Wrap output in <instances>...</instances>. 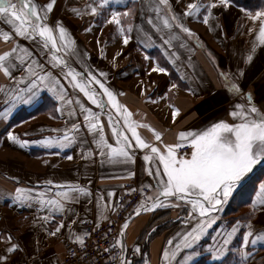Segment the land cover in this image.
I'll return each instance as SVG.
<instances>
[{
    "label": "crops",
    "instance_id": "1",
    "mask_svg": "<svg viewBox=\"0 0 264 264\" xmlns=\"http://www.w3.org/2000/svg\"><path fill=\"white\" fill-rule=\"evenodd\" d=\"M33 2L43 8L50 0ZM89 2L90 0H55L52 11L48 13V23L54 29L58 44V31L55 29L57 23L67 28L74 40L79 55L66 56L72 67L85 77V68L91 69L102 80L104 78L99 73H107L106 86L117 94V100L133 114L132 119L140 125L150 126L137 128L147 141L163 148V144L154 140L153 128L162 134L164 143H171L181 130L199 128L219 119L231 120L228 114L231 106L244 101L241 96L224 90L219 73H235L238 66L245 67L244 58L251 53L254 44L256 48L253 63L247 66L248 70L241 78V83L245 93L251 91L254 99L259 100V93L264 89V45H260L256 39L259 21H251L245 13L255 14L264 10V6L248 9L233 0L227 9L220 6L213 8L208 23L205 24L203 17L208 15L206 7L196 16H184L187 4L192 0H169L171 11L165 8L164 14L169 18L172 14L181 17L180 22L192 30V35H189L171 20L173 27L163 28L162 19H156V13L150 10L147 2L141 8V0H136L135 6L130 0H125L127 7L132 9V14L121 17L122 26L127 29L132 24L134 30L131 33L133 39L128 45H124L120 26L106 22L110 11L94 16L90 9H85ZM203 2L207 4L209 0ZM153 3H158V0H153ZM74 9H78L80 15H76ZM118 10L125 9L121 7ZM149 17L153 18L154 23L160 24L162 31H157L148 23ZM141 28L143 32L138 33L137 29ZM5 32L10 35L9 41L3 39ZM165 40H169L170 45L165 44ZM17 46L20 49L27 48L35 59L60 77L72 104L61 105L51 93L45 92L44 95L48 97L46 101L30 106L19 105L7 120L0 118V190H13L16 186L13 178L19 179L20 186L38 191H45L44 182L49 179L57 184H78L89 190L78 201L68 203L70 212L56 214L49 220L44 219L47 209L38 211V204L29 207L11 199H0V253L4 252L8 243L7 236L11 235V243H18L23 251L10 254V261L35 264L61 259L64 245L75 241V235H82L84 221L99 223L108 219L117 207L125 181L131 176H135L140 184L154 186L153 176L146 171L149 166L154 170V165L143 160L146 153L140 149H135L134 162L113 165L105 160L101 163V156L97 154L98 149L93 143L94 137L98 138L99 130L95 133L88 131L83 119L85 113L81 112L76 100L79 98L85 107L103 113L100 121L104 125V135L113 145L115 137L108 127V113L111 112L131 138V133L124 126L123 116L111 108L98 85L92 86L101 94L99 98L105 104L103 110L91 104L79 89L69 86L60 74L62 66L52 69V65L47 63L48 49H43L44 54L41 55L43 43L39 36L32 41L16 36L14 28L0 19V54ZM17 54L24 53L18 51ZM56 54L65 56L62 52ZM146 56L150 59H146ZM154 64L166 68L167 72H153ZM19 74L14 73L17 76ZM12 83L11 78L0 71V87L11 90ZM172 84L177 87L172 88ZM188 88L195 89L198 94L193 95ZM141 89L156 102L146 100L141 95ZM5 99L4 93L0 92V111L3 110ZM172 106L179 109L175 121ZM58 107H63L64 111H58ZM69 108L74 109L73 116L68 115ZM73 123L80 125L79 130L74 133L78 142L63 150L55 146L45 148L35 143L20 148L7 139L8 131L29 141L49 136L58 137L64 135L65 129H70ZM132 142L135 143L134 140ZM68 155L73 158L67 159ZM129 172L134 175L130 176ZM261 182H264V163L254 166L248 179L234 190L228 203L216 213L219 219L202 241L203 244H208L212 241V236L227 231L236 221L241 222L240 229L230 244V248L237 251H230L224 264H235L237 257L243 264H264V242H258L256 246L249 244L250 251L246 257L239 250L242 234L247 230L245 225L249 221L252 222L254 235L264 231V225L259 223V219L264 217V205L260 204L257 195ZM109 192L112 193L111 196ZM48 195L54 196L55 191ZM149 195H155L154 188ZM253 201L256 202L255 207ZM190 207L186 201L170 198L169 201H163V206L133 216L136 207L130 214V219L128 218V227L122 238L130 264H144L145 260L148 264H161L167 240L185 227L181 220L187 217ZM61 222L64 226L60 232L50 235ZM136 247L140 249L138 253H134ZM197 264H213V261L205 254L198 258Z\"/></svg>",
    "mask_w": 264,
    "mask_h": 264
},
{
    "label": "snow or ice",
    "instance_id": "2",
    "mask_svg": "<svg viewBox=\"0 0 264 264\" xmlns=\"http://www.w3.org/2000/svg\"><path fill=\"white\" fill-rule=\"evenodd\" d=\"M145 2L148 3L150 10L156 13V19H162L163 28L171 29L173 27L171 20L183 32L192 35V30L180 22L181 17L172 14L169 18L164 14L165 8L171 11L169 0H158V3H153V0H141V8ZM130 3L135 6L136 0H130ZM232 3L233 0H209L207 4L203 0H199V2L192 0L191 3L187 4L183 15L196 16L202 8L206 7L208 15H205L203 20L207 24L213 8L220 6L227 9ZM54 4L55 0H50L41 8L33 0H0V19L14 28L16 36L30 41L39 36L43 43L41 55L44 54L43 49H48L49 59L47 63L52 65V69L62 66L60 74L69 86L73 89H79L91 104L103 110L105 104L99 98L101 94L92 86L93 84L98 85L103 96L107 97V103L111 105V108L123 116L124 126L127 132L131 133V138L126 134L124 127L120 126L119 121L113 118L111 112L108 113V127L111 128L115 137V145H113L108 142L104 135V125L100 121V116L103 113H97L91 108L85 107L79 98L76 100L81 112L85 113L83 119L88 131L95 133L97 129L99 130L98 138L94 137L93 143L98 149L97 154L101 156V163H104L105 160L113 165L134 162L135 149H140L146 153L143 160L154 165V170L152 166H149L146 171L150 176H153L155 185L142 186L141 192L154 188L155 195H145L132 213L133 216L163 206V201H169L170 198L186 201L191 205L187 217L181 220L185 227L167 240L162 251L161 264H197L198 258L205 254L211 258L213 264H224L227 254L230 251H237V249L230 248V244L238 233L241 222L236 221L227 231L212 236V241L208 244H203L202 241L209 229L219 219L216 213L228 203L234 190L248 179L249 174L254 170V166L264 163V89L260 91L257 101L251 91L244 92V86L241 83V78L245 76L248 70L247 66L253 63L256 45H253L251 53L244 58L245 67L238 66L235 73L224 71L219 73L223 79L222 87L224 90L227 93L241 96L244 101L243 103L236 102L231 106L228 114L232 119H219L199 128L181 130L171 143H164L162 134L153 128L154 140L163 144V148H161L156 143L144 139L137 131L140 126L145 128L150 126L147 124L140 125L138 121L132 119L133 114L117 100V94L106 86V72L99 73V76L104 78L102 80L91 69L85 68L87 72V77H85L82 72L71 66L66 56L79 54L67 28L60 23L55 25V29L58 31V44L54 29L48 23V13L52 11ZM121 7H124L125 10H118ZM85 9H90L94 16L103 15L110 11L111 14L106 22L120 26L119 31L123 38V44L128 45L129 41L133 39L131 33L134 30V25L129 24L127 29L122 26L121 17L132 14V9L127 7L125 0H90L85 5ZM73 11L76 15H80L78 9ZM245 14L251 21H259L256 39L260 45H264V10L257 11L255 14L250 12ZM148 23L157 31H162L160 24L154 23L152 17L148 18ZM137 31L141 33L143 29H137ZM249 31L251 32L252 29ZM3 39L5 41L10 40L8 32L3 33ZM137 39H140L139 34ZM164 43L170 45L169 40H165ZM49 45H51L50 48ZM18 51H22L24 54L18 55ZM57 52L65 53V56L57 55ZM145 58L150 59L147 56ZM0 71L13 81L11 90L0 87V92L4 93L6 97L3 110L0 111V118L3 120H7L13 109L19 105L30 106L46 101L48 97L44 95L45 92L51 93L61 105L72 104V99L68 96L60 77L54 75L51 69H47L45 64L35 59L27 48L20 49L17 46L0 54ZM152 71L166 73L167 69L154 64ZM15 72L20 74L14 75ZM171 87L175 88L177 85L172 84ZM187 90L193 95L198 94L195 89L188 88ZM119 95H123V93H119ZM141 95L148 101L156 102L152 100L150 95L145 94L143 89H141ZM57 110L63 112L64 108L58 107ZM178 113L179 109L172 106L174 121ZM74 114V109L69 108L68 115L73 116ZM79 128V123H73L70 129H65L64 135L49 136L35 141L21 139L14 132L8 131L7 139L20 148L35 143L45 148L55 146L63 150L78 142L77 135L74 133ZM133 140L135 141L134 144ZM66 158L71 160L73 157L68 155ZM129 175H134V173L129 172ZM13 180L16 183L15 188L11 191L0 190V199H11L29 207L38 204V211L47 209L45 220L53 218L56 214L70 212L68 203L78 201L81 195L89 193L87 188L78 184H57L51 179L44 182L45 191L20 186L18 178H13ZM53 191H55V195L49 196L48 193ZM129 191H135V189H129ZM33 193L36 194L33 195ZM111 195L112 193L109 192V196ZM257 195L260 198V204L264 205V182L259 184ZM255 204L256 202L253 201L254 207ZM259 223L264 225V217L259 219ZM63 226V222H61L55 231L49 234L56 235ZM127 227L128 220H125L120 229V238L115 240V245L119 246L120 252L119 258H115L118 259V264H130L125 255L126 250L122 239ZM245 227L247 230L243 232L242 243L239 246L241 255L244 257L250 251L249 244L256 246L258 242H264V231L254 235L251 221ZM69 228L71 229V225ZM84 235L88 234L84 233ZM84 235H75V242L84 245ZM11 240V235H8L5 250L0 253V264H9L10 254L18 250L23 251L18 243H11ZM112 247L114 245H109L104 251L108 252ZM139 251V247L134 249V253ZM11 264H15V261H12ZM144 264H148V261L145 260ZM235 264H243V262L237 257Z\"/></svg>",
    "mask_w": 264,
    "mask_h": 264
},
{
    "label": "built area",
    "instance_id": "3",
    "mask_svg": "<svg viewBox=\"0 0 264 264\" xmlns=\"http://www.w3.org/2000/svg\"><path fill=\"white\" fill-rule=\"evenodd\" d=\"M142 186L146 185L140 184L135 176H131L125 181L118 197L117 207L108 219L99 223L89 220L82 223V235L88 234L84 235V245L69 241L64 245V255L61 259L36 264H117L118 259L115 258H119L120 252L115 240L120 238V229L144 196L151 192V189L141 192ZM120 205L122 207H119ZM109 245L114 247L108 252L104 251ZM14 261L15 264H27ZM11 262L9 261V264Z\"/></svg>",
    "mask_w": 264,
    "mask_h": 264
},
{
    "label": "trees",
    "instance_id": "4",
    "mask_svg": "<svg viewBox=\"0 0 264 264\" xmlns=\"http://www.w3.org/2000/svg\"><path fill=\"white\" fill-rule=\"evenodd\" d=\"M248 9H257L264 6V0H236Z\"/></svg>",
    "mask_w": 264,
    "mask_h": 264
},
{
    "label": "rangeland",
    "instance_id": "5",
    "mask_svg": "<svg viewBox=\"0 0 264 264\" xmlns=\"http://www.w3.org/2000/svg\"><path fill=\"white\" fill-rule=\"evenodd\" d=\"M255 1H258V0H255ZM58 9H60V10H61V7H60V8L58 7ZM58 11H59V10H58ZM79 37H80V35H79ZM42 263H43V262H42ZM35 264H36V263H35Z\"/></svg>",
    "mask_w": 264,
    "mask_h": 264
}]
</instances>
